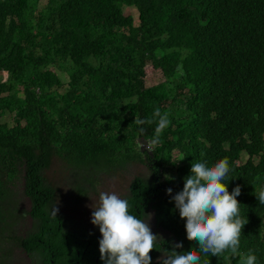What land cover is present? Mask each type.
<instances>
[{
	"label": "trees",
	"instance_id": "obj_1",
	"mask_svg": "<svg viewBox=\"0 0 264 264\" xmlns=\"http://www.w3.org/2000/svg\"><path fill=\"white\" fill-rule=\"evenodd\" d=\"M124 6L135 7L138 20ZM149 69L166 81L147 87ZM156 108L170 124L147 152L141 143L156 123L141 134L134 120ZM201 154L210 166L229 159L225 183L229 192L240 185L248 220L239 255L201 253V264H241L250 251L264 264V204L256 196L264 190V0H0V234L7 184L23 171L34 228L19 242L36 264H104L99 238L71 231L68 215H51L56 189L44 172L53 155L78 174L145 164L150 177H136L123 199L141 219L155 210L167 235L163 252L172 242H183L177 251L199 247L166 189L181 191ZM170 166L177 170L167 174ZM160 250L149 253L151 264Z\"/></svg>",
	"mask_w": 264,
	"mask_h": 264
},
{
	"label": "clouds",
	"instance_id": "obj_2",
	"mask_svg": "<svg viewBox=\"0 0 264 264\" xmlns=\"http://www.w3.org/2000/svg\"><path fill=\"white\" fill-rule=\"evenodd\" d=\"M134 122L141 134L145 131L143 125L156 123L153 138L141 143L144 151L155 152L161 143V133L170 124L169 113L156 108L150 118H135ZM201 156V162L192 163L181 191L172 195V188L166 189L180 218L185 219L187 239L196 241L198 249L177 251L183 248V242H172L171 249L164 248L162 252L160 242L164 239L152 232L151 214L147 219H141L130 213L128 200L116 192L101 191L99 206H91V223L98 226L101 233L99 252L104 264H151L149 253L153 249L162 252L157 258L159 264H201V253L219 257L230 251L234 257L239 255L241 230L248 223L247 218L241 216L237 200L241 187L236 185L231 192L228 190L225 181L233 169L227 157L210 166L207 160H203V154ZM256 196L260 204H264V190ZM58 212L56 204L51 215L57 218ZM256 260V255L250 251L241 257V264H256Z\"/></svg>",
	"mask_w": 264,
	"mask_h": 264
},
{
	"label": "rangeland",
	"instance_id": "obj_3",
	"mask_svg": "<svg viewBox=\"0 0 264 264\" xmlns=\"http://www.w3.org/2000/svg\"><path fill=\"white\" fill-rule=\"evenodd\" d=\"M123 11L125 16H134L138 20L139 13L135 7L124 6ZM148 71L150 73L145 79L147 87L166 81L162 71L154 69ZM59 74L64 81H68L67 75L62 72ZM4 119L9 122L10 127L15 126V121L10 118V115ZM174 154L175 157H184L179 150H175ZM248 159L249 156L244 155L242 160L238 162H244ZM176 170V167L170 166L169 170L165 172L170 174ZM19 175V178H14L7 184L10 194L4 200V203L8 204V209L4 215L6 219L5 224H3L4 231L0 234L2 238L0 240V264H36V260L26 254L19 242V239L34 228V220L29 214L30 200L24 194V172L20 171ZM136 177H150L148 167L142 162H132L125 168L113 173H108L104 169H93L80 170V174H78L69 161L56 155L52 156L51 165L44 172V178L56 189V199L50 209L58 204L59 212L70 217L71 225L69 228L71 231L92 233L94 237L99 239L101 237L99 228L91 223L92 207L99 206V193L101 191L116 192L121 198H125L129 195L130 186ZM150 214L149 222L152 232L160 234L163 239L167 238L166 233L157 226L154 209H149L144 219H147Z\"/></svg>",
	"mask_w": 264,
	"mask_h": 264
}]
</instances>
